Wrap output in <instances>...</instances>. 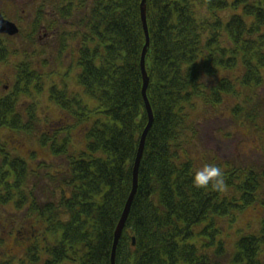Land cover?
<instances>
[{
	"label": "trees",
	"instance_id": "16d2710c",
	"mask_svg": "<svg viewBox=\"0 0 264 264\" xmlns=\"http://www.w3.org/2000/svg\"><path fill=\"white\" fill-rule=\"evenodd\" d=\"M140 6L141 0H91L88 33L79 36L83 46L78 51V83L96 101L94 118L73 99L66 111L76 125L65 143L58 142L59 132L39 138L42 148L49 145L53 157L62 160L65 171L31 173L20 157L0 147V207L25 213L36 220L40 232L43 227L49 234L43 238L39 232L20 260L4 255L0 236V264H111L114 232L131 193L133 165L148 125ZM147 25V98L153 123L116 264H194L197 250L186 244L193 229L206 224L209 230L217 218L230 217L233 223V213L247 206L227 198L229 173L238 176L239 171L227 172L223 163L215 164L223 171L221 190L192 185L195 170L211 163L195 164L184 149L197 137L193 112L198 101L217 109L232 99L233 119L261 116L264 0H147ZM78 35L68 37L76 40ZM19 89L20 83L0 104V130L29 137L37 119L34 110L25 116L17 109ZM76 128L82 140L86 138L83 152H73ZM42 165L47 170L51 164ZM34 178L39 185L33 184ZM16 232L13 245L28 244L29 239L23 242ZM237 246L236 264L242 263L243 251L249 264H259L255 254L264 246V231L241 239ZM199 263H204L203 257Z\"/></svg>",
	"mask_w": 264,
	"mask_h": 264
},
{
	"label": "flooded vegetation",
	"instance_id": "af4514ba",
	"mask_svg": "<svg viewBox=\"0 0 264 264\" xmlns=\"http://www.w3.org/2000/svg\"><path fill=\"white\" fill-rule=\"evenodd\" d=\"M71 14L80 21H86L85 0H0V15L19 29V34L16 36L0 34V74L4 71L8 72L9 69L11 74H7V77H12L10 86H1L0 82V104L3 105L7 97L15 94L16 85L20 83L16 106L22 115L27 116V110L37 111L33 104L34 99L28 96L31 92H36L42 99L38 110L45 108L42 106L44 102L47 103L48 109L58 105L62 110L60 117L50 124V132H52L50 138L55 129L66 130L70 120L66 108L67 104L71 103V92L66 79L70 77L73 66L71 61L68 64V55H66L68 48L64 50L59 44L69 41L68 17H71ZM57 22L60 23L58 30H56ZM26 46H33L34 53L23 54L22 49ZM58 82L60 84L57 92ZM23 99L26 105L21 107L20 101ZM25 119L27 120L28 117ZM231 121L234 120L231 118ZM41 122L46 121L41 119ZM237 126H239L240 145L244 146V149L240 152L238 176L235 173L233 175L229 173L228 176L229 199L239 206H263L264 118L256 120L242 118ZM62 135L60 145L66 141L65 134ZM2 141L6 143L0 139V142ZM254 159L258 160V165L251 164ZM230 166L231 163L228 162L229 170H231ZM36 169L34 167L33 172ZM7 170L12 171L9 165ZM262 226L263 223L261 228ZM248 236L244 235L242 238L246 239ZM242 253L241 264H249L246 251ZM263 258L264 247H258L255 254L256 262L264 264Z\"/></svg>",
	"mask_w": 264,
	"mask_h": 264
},
{
	"label": "rangeland",
	"instance_id": "374dc122",
	"mask_svg": "<svg viewBox=\"0 0 264 264\" xmlns=\"http://www.w3.org/2000/svg\"><path fill=\"white\" fill-rule=\"evenodd\" d=\"M34 50L33 46H26L22 49V53L29 55V53H34ZM67 55L68 64H70L72 57L70 54ZM75 69L77 68L75 67ZM75 73L76 71L74 70V74L71 73L70 77L66 79L69 89L72 88L73 91L74 87L78 85L74 78ZM7 74H11L9 69L8 72L4 71L0 74L1 86L11 85L12 77H7ZM54 77L56 78L57 76L55 75ZM79 87L81 91L79 94L81 100H83L85 113H88L93 119L94 115L92 112L96 108V101L84 93L81 86ZM28 96L30 99H34L33 104L38 111L39 103L42 99L38 97L36 92H31ZM259 97L261 101L264 102V86L259 92ZM20 103V106L24 107L26 105L25 99L21 100ZM46 105L47 103H42V106L45 108L38 112L39 118L42 117L46 122L42 123L40 121V124H38L32 136L25 137L17 134L13 136L8 131L0 130V139L6 142L4 146L9 153L25 159H29L31 153H35L39 161L40 159L48 158L47 153L39 149L36 139L37 136L42 133L50 132L51 122L57 120L60 117V113L57 108L48 109ZM235 105L236 102L234 100L227 99L222 106L214 109L200 104L198 101L197 107L193 112L197 137L189 146H185L184 148L189 158H191L195 164L197 163V165L202 166L205 161L211 162L212 164L223 163L224 169L228 172L229 162L231 163V169L238 170L241 161L240 152H242L244 146L240 145V138L238 137L239 126L235 125L237 121H231V109L235 107ZM72 139L74 140L72 143L73 152L76 150V152H83L86 150V138L84 137L82 140L81 129L74 133ZM17 149L19 150L17 151ZM251 164L258 165V160L254 159V161H251ZM43 174L44 173L41 175ZM45 185L48 186L49 184L45 183ZM46 189L47 188H45L44 191L45 194L48 193ZM44 193H41V197L43 198H45V196L42 195ZM20 213L14 212L10 206L5 208L0 207V236L4 239L3 252L6 257L16 258L17 260L25 256L27 252L26 249L33 242L35 236L40 233L43 238L44 236H49L48 233L44 232L43 227L40 232V227L34 218H29L25 213ZM235 216L236 221L234 223L230 222V219L227 218H217L215 224L207 233H203V228L206 224L196 227L194 229L195 236L191 240H188L187 243L189 245H194L200 253L205 250L201 254L211 255L212 264H231L236 252V243L238 240L244 235H257L260 232L261 223L264 222V205L249 206L242 212H236ZM38 222L40 223V221ZM15 232L17 233L16 238L22 239L23 242L28 239L31 234L33 235L25 246H14L13 238ZM219 244L222 245V252H219V256L215 257V250ZM44 245L43 242L42 247H44ZM200 253H198V255H201ZM262 260L264 262V258ZM65 264L72 263L65 262Z\"/></svg>",
	"mask_w": 264,
	"mask_h": 264
},
{
	"label": "water",
	"instance_id": "95a60500",
	"mask_svg": "<svg viewBox=\"0 0 264 264\" xmlns=\"http://www.w3.org/2000/svg\"><path fill=\"white\" fill-rule=\"evenodd\" d=\"M146 2H147V0H142L141 6H140L141 21H142V25H143L144 34H145V46H144L142 54H141L140 65H141V71H142V76H143L142 95H143L144 102H145V109H146V112L148 115V125H147L146 129L144 130V132L140 138L137 155H136L135 162L133 165L131 193L127 199L123 213L121 215V218L119 220V223H118L116 230H115V233H114V241H113L112 255H111V264H115L116 250H117V246L119 243V239H120L122 232L124 230V227H125L131 206L133 204L134 198H135L136 193H137L139 169H140V164H141V160H142L143 153H144L146 137H147V134H148L150 128L152 127V123H153V112H152L150 103H149L148 98H147V90L149 87L150 80H149V77H148V74L146 71V54H147V51L149 48L150 39H149L148 25H147ZM17 32H18V30L16 29V27L13 24H11L7 21H4L0 16V33L1 34L14 35ZM134 244L135 243L133 240L132 245L134 246Z\"/></svg>",
	"mask_w": 264,
	"mask_h": 264
},
{
	"label": "clouds",
	"instance_id": "9594fccd",
	"mask_svg": "<svg viewBox=\"0 0 264 264\" xmlns=\"http://www.w3.org/2000/svg\"><path fill=\"white\" fill-rule=\"evenodd\" d=\"M192 185L196 188H207L209 185L221 190L224 185L223 171L215 164H205L195 170Z\"/></svg>",
	"mask_w": 264,
	"mask_h": 264
}]
</instances>
